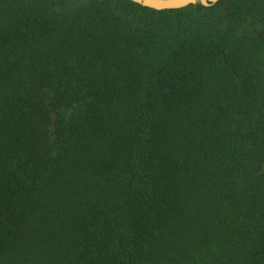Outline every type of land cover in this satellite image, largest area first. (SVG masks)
I'll use <instances>...</instances> for the list:
<instances>
[{
	"label": "trees",
	"instance_id": "trees-1",
	"mask_svg": "<svg viewBox=\"0 0 264 264\" xmlns=\"http://www.w3.org/2000/svg\"><path fill=\"white\" fill-rule=\"evenodd\" d=\"M0 264H264V0H0Z\"/></svg>",
	"mask_w": 264,
	"mask_h": 264
},
{
	"label": "water",
	"instance_id": "water-1",
	"mask_svg": "<svg viewBox=\"0 0 264 264\" xmlns=\"http://www.w3.org/2000/svg\"><path fill=\"white\" fill-rule=\"evenodd\" d=\"M142 7L154 9L157 11L176 10L188 7L190 5L200 4L209 7L219 0H129Z\"/></svg>",
	"mask_w": 264,
	"mask_h": 264
}]
</instances>
